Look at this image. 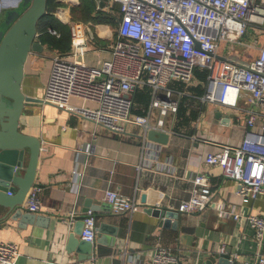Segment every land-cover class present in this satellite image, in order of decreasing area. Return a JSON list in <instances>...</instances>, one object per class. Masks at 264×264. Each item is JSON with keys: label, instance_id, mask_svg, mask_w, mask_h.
<instances>
[{"label": "crops", "instance_id": "0c3cea01", "mask_svg": "<svg viewBox=\"0 0 264 264\" xmlns=\"http://www.w3.org/2000/svg\"><path fill=\"white\" fill-rule=\"evenodd\" d=\"M62 1L61 5L70 7L72 20H91L98 31L87 54L88 63L100 66L110 60L121 18L119 4L111 5L110 0ZM85 1L93 5L88 18L81 14L80 5ZM64 24L70 29V23ZM44 44L43 52L31 51L23 83L25 93L42 100L25 106L20 123L23 131L42 140L35 183L43 187V205L34 212L42 220L27 226L20 225L22 219L11 216L0 221V241H14L19 247L14 264H151L159 245L169 247L182 264L256 262L259 253L264 252V241L260 243L247 220L236 219L234 213L264 216V193L246 200L238 194L236 179L225 176L221 166L204 163L203 158L218 144H239L248 128L249 110L258 108L257 105L243 101L241 107L219 109L214 103L202 101L204 91L199 90L205 85H200L199 78L192 84L173 82L179 109L166 116L168 142L158 143L162 145L160 158L172 157L174 168L167 170L154 165L139 168L143 126L130 123L131 132H114L72 110L43 101L53 56L60 52ZM241 54L249 60L259 55V49L247 48ZM71 102L98 105L79 97H72ZM135 103L134 114L146 113L150 87L136 92ZM201 172L211 182V203L194 213L180 212L176 225L175 218L172 224H160L156 208L178 206L190 196L195 177ZM110 187L134 197L140 207L113 212L105 200V191ZM87 198L101 205L94 210L98 226L109 222L119 226V233L115 245L101 244V253L80 260L76 251L68 252L66 244L71 232L83 229ZM22 207L29 211L25 205ZM79 236L82 238L81 233ZM224 245L226 251L232 248L231 258H235L229 263L220 260Z\"/></svg>", "mask_w": 264, "mask_h": 264}, {"label": "built area", "instance_id": "2783aa9c", "mask_svg": "<svg viewBox=\"0 0 264 264\" xmlns=\"http://www.w3.org/2000/svg\"><path fill=\"white\" fill-rule=\"evenodd\" d=\"M110 3L119 4L121 18L111 45L112 58L100 66L87 61L98 32L94 22L72 20L69 6L60 5L54 11L55 15L60 10L68 13L72 42L69 51L53 56L43 101L72 110L114 132H131L130 123L143 126L139 168L154 165L173 170V158H160L162 145L150 140L147 131L152 128L167 131L166 116L179 109L172 83L192 84L198 80L196 69L205 68L208 73L201 96L203 102L224 109L252 101L258 108L249 110L248 128L239 144H218L205 154L203 162L221 166L225 176L236 179L238 194L246 200L263 194L264 43L256 29L264 32V0H110ZM49 30L61 34L55 27ZM246 35H252L251 40H246ZM234 44L257 48L259 55L240 60L231 55L238 52ZM222 48L228 52H221ZM144 87H150L148 109L144 114H134L136 92ZM72 97L98 105H75ZM194 182L190 196L172 209L194 213L211 203L213 192L208 175L201 172ZM42 190L40 184L31 187L24 203L29 211L41 209ZM105 200L115 213L140 207L134 197L111 187L105 191ZM234 217L246 219L256 239L264 241V216L239 211ZM82 220L81 237L96 244L95 211H86ZM222 251H226L225 245ZM18 255L16 242L0 241V264H14ZM151 264L182 263L169 247L159 245ZM247 264H264V252L259 253L256 262Z\"/></svg>", "mask_w": 264, "mask_h": 264}, {"label": "water", "instance_id": "95a60500", "mask_svg": "<svg viewBox=\"0 0 264 264\" xmlns=\"http://www.w3.org/2000/svg\"><path fill=\"white\" fill-rule=\"evenodd\" d=\"M50 0H16L4 3L0 9V221L8 217L22 219L20 225L41 222L42 217L34 212L24 211L23 205L35 183L42 149V140L35 134L23 131L20 127L21 116L29 102L42 99L25 93L26 62L31 51L43 52L44 42L39 38V22L49 11ZM67 23L68 13L60 10L55 15ZM230 60H233L230 58ZM151 140L167 143L169 132L156 128L149 129ZM101 205L87 198L85 211L96 210ZM160 224L178 223L180 211L168 207L156 208ZM84 225V221L82 220ZM81 228L68 236L66 249L76 251L80 260L92 258L101 253V244L115 245L119 226L102 222L98 226V240L80 238ZM232 248L222 251L220 260L229 263Z\"/></svg>", "mask_w": 264, "mask_h": 264}, {"label": "trees", "instance_id": "16d2710c", "mask_svg": "<svg viewBox=\"0 0 264 264\" xmlns=\"http://www.w3.org/2000/svg\"><path fill=\"white\" fill-rule=\"evenodd\" d=\"M62 0H50L49 1V11L51 13L46 14L39 22V33L43 42L47 43L51 48L58 49L60 52H67L71 47V32L70 29L66 26V24L62 23L54 14V11L63 4ZM80 8L83 9V13L88 18L91 15L93 10V5L87 1L80 5ZM49 27H55L61 34H53L50 32ZM207 73L208 70L205 68H197L196 75L201 80L202 84L207 81ZM205 91V87H202L199 92ZM144 92V95H146ZM204 93V92H203ZM148 94V93H147ZM138 95H143L139 93Z\"/></svg>", "mask_w": 264, "mask_h": 264}, {"label": "rangeland", "instance_id": "374dc122", "mask_svg": "<svg viewBox=\"0 0 264 264\" xmlns=\"http://www.w3.org/2000/svg\"><path fill=\"white\" fill-rule=\"evenodd\" d=\"M15 1L16 0H0V9L3 7L1 5H4V3H12V2H15ZM252 30H254V29H252ZM256 31H257V33L259 34V36L261 38H264V32H263L262 29H260V30L259 29H256ZM251 38H252V35H246L245 36V39L246 40H251ZM233 46L235 47V49L238 52H236V53L233 52V53H231V55L234 56V57H236V58H238V59H240V60H246L245 58H243L241 56V54L239 53V51L240 52H244L247 48L244 45H240V44H234ZM221 52L227 53L228 51L226 49L222 48Z\"/></svg>", "mask_w": 264, "mask_h": 264}]
</instances>
